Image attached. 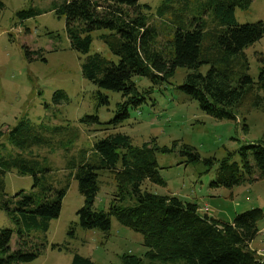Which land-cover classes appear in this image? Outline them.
<instances>
[{"label": "trees", "instance_id": "16d2710c", "mask_svg": "<svg viewBox=\"0 0 264 264\" xmlns=\"http://www.w3.org/2000/svg\"><path fill=\"white\" fill-rule=\"evenodd\" d=\"M251 2L162 0L153 16L149 14L152 7L139 0H68L53 7L57 16L65 18L71 49L85 55L80 64L82 75L98 89L120 92L126 99L117 104L116 115L110 122L101 123L95 114L80 119V122L109 123L110 126L89 148L70 154L64 163L67 174L62 185L57 179L56 184L51 180L53 169L45 162L46 155L32 154V150L45 148L54 152L63 148L67 154L71 149L69 142L78 138L77 132L73 129L66 139L62 126L49 127L23 119L9 129L8 142L16 152L0 155V197L4 191L3 176L7 172L31 175L32 184L28 192L19 190L0 199V208L15 224L18 237L17 247L12 249V229H0V264H22L41 253L47 239L35 233H46L50 222L59 216L71 179L77 181L84 198L76 213L81 226L108 231L111 218L115 217L122 225L142 235L143 246L147 248L144 257L149 264L157 261L259 263L257 251L251 249L250 242L259 232L262 209L255 207L236 213L231 222H225L202 212L195 202L142 188L145 181L165 185L155 153L173 152L179 144L158 146L152 139L137 146L126 133L112 131L128 118L129 105L144 102V94L151 93L155 84L167 81L178 67L188 70L180 90L195 99L206 113L216 118H234L236 108L245 98L251 106L264 110V57H258L261 64L257 80L243 69L237 71L241 60L247 61L245 48L264 36V21L239 23L236 20V8H247ZM2 7L0 0V9ZM17 14L23 20L36 15L37 11L29 8ZM153 17L161 20V30L151 21ZM208 20L212 26L208 25ZM94 30L105 31L99 39L117 57L116 61L99 53L88 54ZM34 53L31 51L29 57ZM26 55L28 57L27 49ZM203 65H208L205 73L200 70ZM134 76L147 77L152 85L139 90ZM62 96V92L56 91L55 97ZM98 97L101 104L108 103V97L99 90ZM179 152L188 157V163L200 160L189 144H180ZM238 152L240 163L231 161L228 156L221 160L204 159L208 167L217 162L216 176L210 186L231 188L264 176L263 143L243 145ZM106 172L112 176L116 187L107 210H102L95 208L94 201L100 188L99 177ZM69 264L96 263L75 253ZM120 264L145 262L142 257L126 254L121 256Z\"/></svg>", "mask_w": 264, "mask_h": 264}, {"label": "rangeland", "instance_id": "374dc122", "mask_svg": "<svg viewBox=\"0 0 264 264\" xmlns=\"http://www.w3.org/2000/svg\"><path fill=\"white\" fill-rule=\"evenodd\" d=\"M0 9V155H14L16 149L8 142L7 132L23 119L35 124L44 123L49 127H63L64 138L77 132L78 138L69 142V153L60 148L49 152L45 148L33 149L32 154L46 155L45 162L53 169L50 178L56 184L65 182L67 170L64 163L70 154L80 148H89L97 137L104 135L110 124L80 122L86 115L95 114L101 123L110 122L116 115V106L125 101L120 92L98 89L81 72L83 54L75 52L65 28L64 16H57L53 10L68 0H1ZM149 4V14L161 4L162 0H139ZM35 9L37 14L20 19L18 11ZM235 17L239 23L264 21V0H252L247 8H236ZM153 23L160 27L162 22L153 17ZM208 25L213 23L208 20ZM105 31L94 30L88 54L99 53L111 61H116L107 45L99 39ZM28 57L31 51L35 53ZM247 61L241 60L237 71L247 72L257 80L260 61L264 57V36L246 47ZM244 61V62H243ZM247 62V64H246ZM208 65L201 67L205 73ZM184 67H178L174 74L160 84H155L149 94H144L145 101L128 106V118L120 127L112 131H121L130 136L132 144L141 145L144 141L155 139L158 146L179 145L170 153L156 152L159 173L165 185L145 181L142 188L149 191L174 195L192 201L209 209L208 214L225 222H231L236 213L258 207L264 214V176L261 179L231 188L212 187L215 179L217 162L208 167L204 159L214 157L221 160L230 157L240 163L238 149L258 141L264 144V110L251 106L246 98L236 108L234 118H216L206 113L195 99L182 92L179 86L187 73ZM133 81L139 90L152 85L149 78L134 76ZM98 90L108 97L107 104H101ZM56 91L64 96L55 97ZM58 137V136H57ZM60 137V136H59ZM189 144L195 148L200 160L188 163L187 156L179 152L180 144ZM253 165V161H251ZM256 175V173H255ZM100 188L95 197L94 206L107 210L115 181L109 173L99 177ZM3 194L1 198L12 196L19 190L28 192L32 184L31 175H18L10 171L3 176ZM61 187V186H59ZM84 198L78 189L76 180L71 179L66 194L62 199L61 211L50 222L46 233L44 248L32 261L22 264H69L75 253L89 257L96 264H120L121 256L134 254L144 257L146 247L140 233L122 225L115 217L111 218L108 231L81 226L77 210L83 205ZM12 229L10 246L17 247L16 226L6 211L0 208V229ZM259 232L250 242V247L257 251L259 263L264 264V215L258 221ZM33 242L36 239L33 238ZM154 264H173L157 261Z\"/></svg>", "mask_w": 264, "mask_h": 264}, {"label": "built area", "instance_id": "2783aa9c", "mask_svg": "<svg viewBox=\"0 0 264 264\" xmlns=\"http://www.w3.org/2000/svg\"><path fill=\"white\" fill-rule=\"evenodd\" d=\"M203 209H204L205 211H207L209 208L206 206V207H204Z\"/></svg>", "mask_w": 264, "mask_h": 264}]
</instances>
